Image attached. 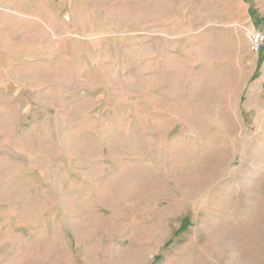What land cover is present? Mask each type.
<instances>
[{"label": "rangeland", "instance_id": "1", "mask_svg": "<svg viewBox=\"0 0 264 264\" xmlns=\"http://www.w3.org/2000/svg\"><path fill=\"white\" fill-rule=\"evenodd\" d=\"M264 0H0V264H264Z\"/></svg>", "mask_w": 264, "mask_h": 264}, {"label": "built area", "instance_id": "2", "mask_svg": "<svg viewBox=\"0 0 264 264\" xmlns=\"http://www.w3.org/2000/svg\"><path fill=\"white\" fill-rule=\"evenodd\" d=\"M248 43L252 52H259L264 45V31L254 30L247 35Z\"/></svg>", "mask_w": 264, "mask_h": 264}, {"label": "crops", "instance_id": "3", "mask_svg": "<svg viewBox=\"0 0 264 264\" xmlns=\"http://www.w3.org/2000/svg\"><path fill=\"white\" fill-rule=\"evenodd\" d=\"M256 30H261V31H263L262 29H256Z\"/></svg>", "mask_w": 264, "mask_h": 264}]
</instances>
